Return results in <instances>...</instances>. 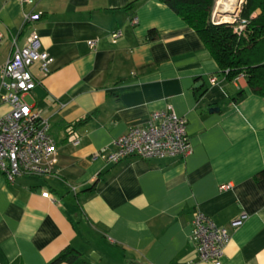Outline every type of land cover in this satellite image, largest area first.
Here are the masks:
<instances>
[{
  "label": "crops",
  "instance_id": "crops-1",
  "mask_svg": "<svg viewBox=\"0 0 264 264\" xmlns=\"http://www.w3.org/2000/svg\"><path fill=\"white\" fill-rule=\"evenodd\" d=\"M32 9L42 17L26 25ZM32 30L55 62L47 74L32 66L26 101L48 120L58 156L48 175L0 173V264H48L69 245L87 264H210L191 242L197 211L230 234L223 264H264V98L246 79L228 81L160 0H0V65ZM168 106L187 119L188 156H96Z\"/></svg>",
  "mask_w": 264,
  "mask_h": 264
},
{
  "label": "built area",
  "instance_id": "built-area-1",
  "mask_svg": "<svg viewBox=\"0 0 264 264\" xmlns=\"http://www.w3.org/2000/svg\"><path fill=\"white\" fill-rule=\"evenodd\" d=\"M22 5L33 4L34 0H18ZM41 12L34 9L23 12L27 25L40 20ZM134 17L132 23H137ZM244 26L238 29L241 31ZM123 36L120 29L109 35L112 43ZM3 35L0 31V44ZM94 48L95 40L88 41ZM55 59L41 50V39L36 30H32L22 47L13 39L12 51L8 59L0 65V173L9 182L25 175L44 176L51 174L57 162L58 149L49 134L50 124L41 111L32 107L26 96L33 91L37 80L32 66L47 74ZM244 77L239 75L236 78ZM212 84L217 79L211 77ZM187 119L177 115L171 106L154 111L144 124L131 127L126 133L115 139L112 147L101 149L96 156L109 163H118L130 157L142 159L164 158L169 156L186 157L192 152V146L186 131ZM68 139L77 144L78 132L69 127ZM230 185H222L227 189ZM48 197L49 193L42 194ZM245 215L232 221L233 227L242 225ZM191 242L197 257L205 263L223 264L225 249L230 234L224 227L218 226L209 216L195 212L193 217Z\"/></svg>",
  "mask_w": 264,
  "mask_h": 264
},
{
  "label": "trees",
  "instance_id": "trees-1",
  "mask_svg": "<svg viewBox=\"0 0 264 264\" xmlns=\"http://www.w3.org/2000/svg\"><path fill=\"white\" fill-rule=\"evenodd\" d=\"M200 37L228 81L243 75L251 91L264 98V0H245L236 22L212 20L215 0H160ZM135 1H132V5ZM244 26L240 31L238 28ZM150 31L147 41L156 39ZM244 91L239 92V97ZM258 177H264V169ZM87 264L72 245L48 264Z\"/></svg>",
  "mask_w": 264,
  "mask_h": 264
},
{
  "label": "bare ground",
  "instance_id": "bare-ground-1",
  "mask_svg": "<svg viewBox=\"0 0 264 264\" xmlns=\"http://www.w3.org/2000/svg\"><path fill=\"white\" fill-rule=\"evenodd\" d=\"M243 0H216V9L219 11L225 22L237 17L239 13L240 6Z\"/></svg>",
  "mask_w": 264,
  "mask_h": 264
},
{
  "label": "rangeland",
  "instance_id": "rangeland-1",
  "mask_svg": "<svg viewBox=\"0 0 264 264\" xmlns=\"http://www.w3.org/2000/svg\"><path fill=\"white\" fill-rule=\"evenodd\" d=\"M243 3L240 6L238 16L235 17V18L233 17V19L230 20L231 23L236 22L238 20L240 14H241V10H242ZM215 5H216V0H215V3H214L213 12H212V20L215 21V22H218V21L219 22H225V19H224L223 15L219 11H217ZM27 101L30 102L29 98H27ZM2 110L3 109H0V111H2Z\"/></svg>",
  "mask_w": 264,
  "mask_h": 264
},
{
  "label": "water",
  "instance_id": "water-1",
  "mask_svg": "<svg viewBox=\"0 0 264 264\" xmlns=\"http://www.w3.org/2000/svg\"><path fill=\"white\" fill-rule=\"evenodd\" d=\"M244 1H245V0H243V2H244ZM243 2H242V3H243ZM217 23H228V21H226V22H219V21H218ZM229 23H231V22H229ZM213 110H214V109H211V111H213Z\"/></svg>",
  "mask_w": 264,
  "mask_h": 264
}]
</instances>
